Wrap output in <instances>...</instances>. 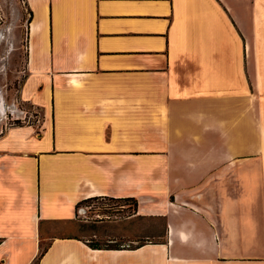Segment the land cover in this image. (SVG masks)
I'll use <instances>...</instances> for the list:
<instances>
[{
  "label": "crops",
  "instance_id": "obj_1",
  "mask_svg": "<svg viewBox=\"0 0 264 264\" xmlns=\"http://www.w3.org/2000/svg\"><path fill=\"white\" fill-rule=\"evenodd\" d=\"M25 2L0 264H264V0Z\"/></svg>",
  "mask_w": 264,
  "mask_h": 264
},
{
  "label": "rangeland",
  "instance_id": "obj_2",
  "mask_svg": "<svg viewBox=\"0 0 264 264\" xmlns=\"http://www.w3.org/2000/svg\"><path fill=\"white\" fill-rule=\"evenodd\" d=\"M30 20L29 11L25 0H0V105L4 104V110L0 107V130L11 122L22 124L21 118L12 119L15 114L8 112V103L18 96V87L25 75L26 66V26ZM19 108L26 110L23 115L27 119L35 120L36 115L30 106L19 104ZM10 110V109H9ZM20 117V116H19ZM134 203L131 199L94 197L80 203L82 212L78 213L80 229L82 232L98 230L93 222L85 226V220H100L106 216L111 218L124 217L132 213ZM92 240L99 243L103 238L99 235ZM46 246V245H45ZM56 255L60 253L55 252ZM62 255V254H61Z\"/></svg>",
  "mask_w": 264,
  "mask_h": 264
},
{
  "label": "trees",
  "instance_id": "obj_3",
  "mask_svg": "<svg viewBox=\"0 0 264 264\" xmlns=\"http://www.w3.org/2000/svg\"><path fill=\"white\" fill-rule=\"evenodd\" d=\"M90 198H94V197H90ZM123 199H131L132 201H133V203H134V206L136 207L137 206V201L135 200V199H132V198H123ZM86 200V199H85ZM84 201V200H83ZM81 203V202H80ZM92 246H94V247H98V246H100V243H97V242H91L90 243ZM46 249H47V246H44L42 249H41V251H40V254H39V256H38V259L45 253V251H46Z\"/></svg>",
  "mask_w": 264,
  "mask_h": 264
},
{
  "label": "bare ground",
  "instance_id": "obj_4",
  "mask_svg": "<svg viewBox=\"0 0 264 264\" xmlns=\"http://www.w3.org/2000/svg\"><path fill=\"white\" fill-rule=\"evenodd\" d=\"M0 107H1V110H4V104L3 103H1Z\"/></svg>",
  "mask_w": 264,
  "mask_h": 264
},
{
  "label": "built area",
  "instance_id": "obj_5",
  "mask_svg": "<svg viewBox=\"0 0 264 264\" xmlns=\"http://www.w3.org/2000/svg\"><path fill=\"white\" fill-rule=\"evenodd\" d=\"M37 121H38V118H37Z\"/></svg>",
  "mask_w": 264,
  "mask_h": 264
}]
</instances>
